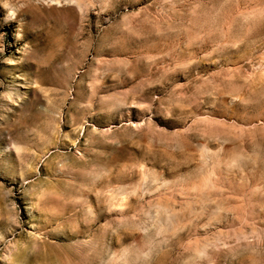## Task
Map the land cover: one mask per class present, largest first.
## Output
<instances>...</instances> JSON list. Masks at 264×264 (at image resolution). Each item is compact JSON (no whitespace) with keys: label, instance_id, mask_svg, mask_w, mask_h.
Masks as SVG:
<instances>
[{"label":"rangeland","instance_id":"374dc122","mask_svg":"<svg viewBox=\"0 0 264 264\" xmlns=\"http://www.w3.org/2000/svg\"><path fill=\"white\" fill-rule=\"evenodd\" d=\"M0 264H264V0H0Z\"/></svg>","mask_w":264,"mask_h":264}]
</instances>
